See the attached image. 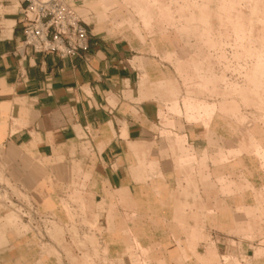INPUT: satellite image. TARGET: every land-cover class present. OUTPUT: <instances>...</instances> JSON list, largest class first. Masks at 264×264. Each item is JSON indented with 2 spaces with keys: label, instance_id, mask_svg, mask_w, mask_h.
Instances as JSON below:
<instances>
[{
  "label": "crops",
  "instance_id": "crops-1",
  "mask_svg": "<svg viewBox=\"0 0 264 264\" xmlns=\"http://www.w3.org/2000/svg\"><path fill=\"white\" fill-rule=\"evenodd\" d=\"M77 1H68L75 10ZM100 1L87 0L89 50L63 58L23 49L24 2L0 0V178L55 223L47 234L21 232L0 208V264H137L132 252L141 249L152 264H225L221 234L257 221L264 171L248 154L221 166V111L205 121L180 116L164 60L177 52L161 58L159 45L112 35L105 23L121 28L131 16L111 2L99 12ZM163 114L182 151L158 134ZM73 177L83 184L96 248L65 230L59 183Z\"/></svg>",
  "mask_w": 264,
  "mask_h": 264
},
{
  "label": "rangeland",
  "instance_id": "rangeland-1",
  "mask_svg": "<svg viewBox=\"0 0 264 264\" xmlns=\"http://www.w3.org/2000/svg\"><path fill=\"white\" fill-rule=\"evenodd\" d=\"M77 2L76 11L87 22V0ZM105 2L117 6L121 15H130L132 20L121 28L108 20L105 27L114 29L112 35L159 45L156 53L161 58L165 49L177 52L163 59L171 67L175 100L183 107L180 116L188 121H205L221 111V136L227 138L221 140L230 147L221 149V166L233 157L248 154L264 171V0H101L97 11L105 10ZM135 26L138 33L134 32ZM172 105H167L168 110L175 113ZM162 116L158 134L174 140L183 149L184 139L174 129L175 122L169 121V114ZM70 167V171L79 169L74 162ZM75 181L73 177L68 186L59 183L71 221L65 230L85 235V239L79 240L82 247L89 242L96 248L97 239L88 235V229L91 231L95 225L88 224L89 208L83 184ZM0 183L11 188L0 195L5 220L21 232L32 230L33 223L27 221V217L33 216L26 204L27 195L4 178H0ZM242 211L249 213L247 209ZM253 211L257 214L255 223L236 224L235 230L221 234V246L228 252L223 255L225 264H263L264 208ZM78 218L83 219L82 225L76 221ZM141 252L140 257L132 252L135 262L152 264L147 261V251Z\"/></svg>",
  "mask_w": 264,
  "mask_h": 264
},
{
  "label": "built area",
  "instance_id": "built-area-1",
  "mask_svg": "<svg viewBox=\"0 0 264 264\" xmlns=\"http://www.w3.org/2000/svg\"><path fill=\"white\" fill-rule=\"evenodd\" d=\"M23 2L21 11L23 49L40 54H55L63 58L87 53L91 35L86 23L68 0H23ZM10 189L8 185L0 183V195ZM28 203L26 204L33 216L32 219L30 216L27 217V221L33 223L31 225L33 230L47 234L52 226L50 223L52 217L39 213L30 201Z\"/></svg>",
  "mask_w": 264,
  "mask_h": 264
},
{
  "label": "bare ground",
  "instance_id": "bare-ground-1",
  "mask_svg": "<svg viewBox=\"0 0 264 264\" xmlns=\"http://www.w3.org/2000/svg\"><path fill=\"white\" fill-rule=\"evenodd\" d=\"M175 111H177V112H178V109H177V108H175Z\"/></svg>",
  "mask_w": 264,
  "mask_h": 264
}]
</instances>
